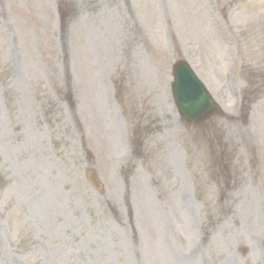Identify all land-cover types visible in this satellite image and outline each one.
Wrapping results in <instances>:
<instances>
[{
	"label": "rangeland",
	"instance_id": "1",
	"mask_svg": "<svg viewBox=\"0 0 264 264\" xmlns=\"http://www.w3.org/2000/svg\"><path fill=\"white\" fill-rule=\"evenodd\" d=\"M0 264H264V0H0Z\"/></svg>",
	"mask_w": 264,
	"mask_h": 264
},
{
	"label": "water",
	"instance_id": "2",
	"mask_svg": "<svg viewBox=\"0 0 264 264\" xmlns=\"http://www.w3.org/2000/svg\"><path fill=\"white\" fill-rule=\"evenodd\" d=\"M175 91L183 116L190 122H199L216 113L217 107L207 91L188 72L186 66L179 63L175 67ZM186 76L191 81L193 89L189 90ZM189 90V91H188ZM188 93V94H187ZM187 97V99H185Z\"/></svg>",
	"mask_w": 264,
	"mask_h": 264
}]
</instances>
